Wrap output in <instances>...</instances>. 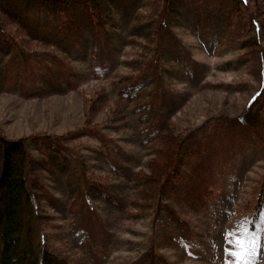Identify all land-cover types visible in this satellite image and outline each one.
<instances>
[{
  "label": "rangeland",
  "instance_id": "rangeland-1",
  "mask_svg": "<svg viewBox=\"0 0 264 264\" xmlns=\"http://www.w3.org/2000/svg\"><path fill=\"white\" fill-rule=\"evenodd\" d=\"M139 1L106 0L102 38L89 29L64 53L51 48L55 57L71 63L67 73L53 72L49 80L41 67H33L29 79H17L11 88L0 90L1 133L9 138L70 137L101 123L113 103L96 102L100 108L89 113V98L105 85L110 88L112 74L127 71L122 61L138 50L128 40ZM216 1L222 0H178L166 40L163 103L176 132L189 133L193 160L187 178L156 219L150 203L141 207L140 218L128 219L104 191L91 187L84 209L87 223L75 231L76 238L79 232L89 237L90 264H264V147L243 124L221 121L234 119L247 108L256 80L244 65H225L243 50L226 46L221 15L225 5H215ZM247 2L249 11L260 3L257 14L264 25V0ZM245 33L244 39L252 35ZM242 35L239 32V38ZM69 76L77 80L75 89L58 93L40 87L45 80L46 87L64 89ZM88 118L93 121L87 123ZM135 127L110 131L113 146L87 136L74 138L70 144L78 146L83 162L65 156L60 171L45 174L49 191L45 230L57 237L52 241L64 239L63 227L69 233L64 217L69 194L83 197L81 167L104 174V157L132 169L145 164L149 155ZM112 182L118 193L126 186L124 180Z\"/></svg>",
  "mask_w": 264,
  "mask_h": 264
},
{
  "label": "trees",
  "instance_id": "trees-1",
  "mask_svg": "<svg viewBox=\"0 0 264 264\" xmlns=\"http://www.w3.org/2000/svg\"><path fill=\"white\" fill-rule=\"evenodd\" d=\"M177 1H139L128 40L138 50L122 61L127 71L112 74L110 88L105 85L95 97L89 98L92 103H89V113L109 104L108 101L113 103L97 127H86L70 137L44 134L9 138L0 131V264H90L86 248L89 237L85 234L82 237L79 232L76 238L75 231L87 223L84 209L89 204L90 188L95 185L117 203L115 208L122 210L128 219L140 218L144 204H151L154 219L170 205L169 200L184 183L193 160L189 133L176 132L163 103L166 40ZM247 3V0L214 3L223 6L226 46L243 50L225 65H244L256 80V90L247 108L238 117L221 121L243 124L264 147V25L257 14L260 3L252 11L247 10ZM107 12L106 0H0V90L11 88L17 79H29L33 67H41L49 80L53 72L67 73L71 63L55 57L53 51L64 53L85 30L90 29L102 38ZM239 32L243 34L241 38ZM245 32L252 35L247 34L244 39ZM69 78L64 89L46 87L45 80L40 87L58 93L75 89L77 80ZM96 102L100 105L94 106ZM92 121L88 118L87 123ZM134 125L141 134L144 153L149 155L145 164L132 169L123 161L114 164L104 157L107 161L104 174L81 167L79 192L83 197L69 194V208L64 217L69 233L63 227L64 239L59 243L52 241L57 237L45 230V207L48 206L45 194L49 192L45 174L60 171L65 156L83 162L78 156V146L70 144L74 138L87 136L113 146L110 131H125ZM96 152L103 156L101 150ZM118 179L126 183L119 193L112 182Z\"/></svg>",
  "mask_w": 264,
  "mask_h": 264
}]
</instances>
